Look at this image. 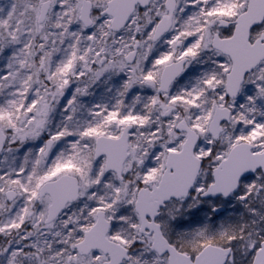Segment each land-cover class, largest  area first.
I'll list each match as a JSON object with an SVG mask.
<instances>
[{
  "label": "snow or ice",
  "instance_id": "6c2138e0",
  "mask_svg": "<svg viewBox=\"0 0 264 264\" xmlns=\"http://www.w3.org/2000/svg\"><path fill=\"white\" fill-rule=\"evenodd\" d=\"M0 264H264V0H0Z\"/></svg>",
  "mask_w": 264,
  "mask_h": 264
}]
</instances>
